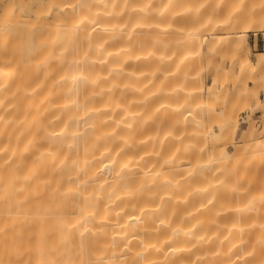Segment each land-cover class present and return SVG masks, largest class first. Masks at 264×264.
Returning <instances> with one entry per match:
<instances>
[{"label":"bare ground","instance_id":"obj_1","mask_svg":"<svg viewBox=\"0 0 264 264\" xmlns=\"http://www.w3.org/2000/svg\"><path fill=\"white\" fill-rule=\"evenodd\" d=\"M84 3L52 0L67 31L26 51L38 66L73 39L72 86L38 92L24 49L0 44V264H264V139L249 146L204 78L212 51L264 25L262 0Z\"/></svg>","mask_w":264,"mask_h":264},{"label":"rangeland","instance_id":"obj_2","mask_svg":"<svg viewBox=\"0 0 264 264\" xmlns=\"http://www.w3.org/2000/svg\"><path fill=\"white\" fill-rule=\"evenodd\" d=\"M59 1L65 3L66 7L71 6V3L76 4L80 2L82 8L88 7L87 3H84V0ZM0 2L6 8L5 16L0 15V22L8 24L12 34L11 37L0 41V44L3 45L1 46L2 50L6 51L10 47H15V45L21 49L23 48L24 50L20 51V53L28 65L33 62L34 58L31 53H27L26 51H28L29 46L35 45V41H38L35 40L36 38L40 37L41 39L39 41H42V38L52 36V31H55V35H57L55 40H57L58 36L67 31L64 27L52 28V25L65 26L69 24L65 20L59 21L52 19V0H0ZM95 3L93 2L91 7H96ZM261 6L264 8V0H262ZM30 8L34 9V16H30L28 12ZM100 10H91L92 19L98 17ZM7 12H11L12 15L6 17ZM87 16L86 11L84 12L86 21H88ZM40 25H44L45 28L40 29L42 28ZM245 35V39L243 38L234 42L237 44V48H227L224 51L214 50L209 54L204 78L206 87L209 88L206 90L207 95L211 91H217L227 96L224 104H219L220 96H218L215 105L216 111L228 109V107L232 106L231 116L233 118L237 115L238 121L245 118L250 121V130L253 129V133L247 135V143L251 147L256 142L254 135H258L260 139H264V25L250 29ZM65 39L64 46L59 47L56 43L54 44L55 53L54 55L51 53L46 61H42L38 66H36V63H32V65L25 67L28 84H35L34 88L38 92L52 91V85L58 88L59 84L68 83L72 86V78L68 74L66 65L74 59L72 54L73 50L76 58L80 56V52L78 46L75 47L73 45V39ZM205 39L206 47L209 42L219 40V36L206 33ZM69 53L70 55L68 56L67 54ZM0 58L4 57L0 55ZM250 62H253L252 66ZM3 68H7V65H0V69ZM233 68H235L234 75L229 77L223 74L224 71L233 70ZM49 87L51 89H45ZM70 90L66 89L64 94L63 99L65 104H69L70 102ZM48 103L49 101L47 100ZM32 113L15 112L13 115L14 122L17 120L24 122L26 116ZM36 113L40 115L38 112ZM55 126L59 127L60 125L57 124ZM246 126L247 124L243 123L241 129ZM214 131H217V128ZM59 139L60 137L58 136L54 142H57ZM244 143L243 140L235 139L234 142L227 145V150L230 153H234L236 147L239 145L243 146ZM133 186H135V181L133 182ZM132 191L136 190L132 187L131 189L125 190L123 194L131 195ZM49 194L52 195V191ZM73 200L76 201L77 199L73 196L71 197V201Z\"/></svg>","mask_w":264,"mask_h":264}]
</instances>
